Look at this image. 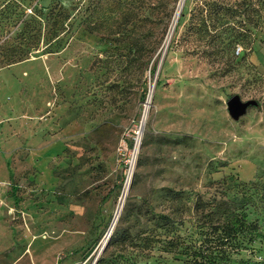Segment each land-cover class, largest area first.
I'll return each instance as SVG.
<instances>
[{
  "label": "rangeland",
  "instance_id": "obj_1",
  "mask_svg": "<svg viewBox=\"0 0 264 264\" xmlns=\"http://www.w3.org/2000/svg\"><path fill=\"white\" fill-rule=\"evenodd\" d=\"M22 1L42 31L0 66V264H94L110 230L155 235L138 264L199 248L264 264V0L233 17L235 45L204 0L183 1L169 40L179 0ZM237 94L255 103L234 119ZM225 200L261 235L217 242L206 213Z\"/></svg>",
  "mask_w": 264,
  "mask_h": 264
},
{
  "label": "trees",
  "instance_id": "obj_2",
  "mask_svg": "<svg viewBox=\"0 0 264 264\" xmlns=\"http://www.w3.org/2000/svg\"><path fill=\"white\" fill-rule=\"evenodd\" d=\"M251 1L233 0V2H217L216 0H204L201 4L210 10V12H215V14L219 13V11L223 12L218 17V20L221 25L226 24L223 26L225 27L223 33H228V35L222 37V39L227 38L226 44L235 45V43H241L245 40L247 29L244 28L245 22L237 21L233 17L241 13L242 10L252 11ZM23 3L22 0L21 2L18 0L0 1V28L10 27L12 23L21 25L19 32L13 38H4V34H0V66L24 60L31 55L32 50L38 48L42 24L34 18H26ZM261 4V9L264 11V2ZM225 15L235 20L234 25L227 24L228 18H224ZM63 18L64 14L60 7L59 9H50L44 23L45 26H49V39L57 36L61 30L60 20ZM253 23L254 26L257 25L256 22ZM220 35L218 37H221ZM222 41L220 40V43ZM58 42L60 44L61 40L59 39ZM51 45L52 43L49 44V46ZM225 48H228V46ZM48 49H50L49 52L52 51L50 47ZM229 62H232V60H229ZM247 215L242 206L238 207L230 200L215 203L206 213V217L210 221L208 226L214 231H220L216 237V241L222 243L240 238L245 233L261 235L258 225L252 221H248ZM154 238L155 235L153 233H146L144 231L136 235H131L125 230L122 232L113 231L110 233L104 249L94 259V264H138L140 261L137 258L138 255L142 254L141 259H147L148 252L154 247ZM190 256L187 264H226L205 248L192 251Z\"/></svg>",
  "mask_w": 264,
  "mask_h": 264
},
{
  "label": "water",
  "instance_id": "obj_3",
  "mask_svg": "<svg viewBox=\"0 0 264 264\" xmlns=\"http://www.w3.org/2000/svg\"><path fill=\"white\" fill-rule=\"evenodd\" d=\"M255 103L254 99H248V100H242L240 95H232L228 100L226 101V106L228 107V112L230 116L234 119H237L239 115L243 114L250 105ZM112 226H110L109 230ZM111 233V230L109 231L106 239L101 244L100 252L104 249L106 246V241Z\"/></svg>",
  "mask_w": 264,
  "mask_h": 264
},
{
  "label": "bare ground",
  "instance_id": "obj_4",
  "mask_svg": "<svg viewBox=\"0 0 264 264\" xmlns=\"http://www.w3.org/2000/svg\"><path fill=\"white\" fill-rule=\"evenodd\" d=\"M183 1L184 0H179L178 1V7H177V10H176V12H175V15H174V17H173V22H172V24H171V27H170V29H169V32H168V36H167V40H169V38H170V34L172 33V31H173V29H174V27H175V24H176V22H177V17H178V15H179V13H180V11H181V9H182V3H183Z\"/></svg>",
  "mask_w": 264,
  "mask_h": 264
}]
</instances>
